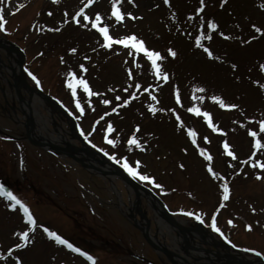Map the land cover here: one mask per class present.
<instances>
[{"label":"rangeland","instance_id":"obj_1","mask_svg":"<svg viewBox=\"0 0 264 264\" xmlns=\"http://www.w3.org/2000/svg\"><path fill=\"white\" fill-rule=\"evenodd\" d=\"M86 4L87 0H0V16L5 21L0 36L14 42L25 54L20 67V57L0 46V182L29 203L36 221L28 225L17 207H8L9 202L0 197V264H16L17 258L22 264H87L48 237L44 228L89 250L97 259L94 264H168L129 221L131 202L137 196L140 208H133V212L146 213L149 227L160 240L165 239L174 252L191 262L206 264L208 260L183 248L184 241L177 239L181 231L178 226L163 216L168 225H158L160 213L154 204L146 196L137 195L118 174L111 177L83 167L66 143L84 148L80 134L54 103L38 96L36 106L43 118L30 105L21 103L19 94L28 98L37 80L47 95L58 99L75 116L93 145L112 157L114 154L116 160L127 157L133 166L140 161L138 171L154 177L163 190L136 179L156 192L178 223L197 224L194 216L180 209L199 213L207 226H211L210 217L216 212L221 231L239 247L256 248L264 258V169L255 165L256 160L264 162V148L252 150L254 140L260 139L258 125L264 118V32L256 33L251 27L256 24L264 28V0H226L223 6L220 0H205L200 13L195 12L200 0H169V4L163 0H122L118 5L121 11L131 12L136 18L125 15L120 22L110 15L111 0H94L85 9L90 18L101 13L114 38L136 34L146 46L159 51L165 57L161 66L169 73L168 81L154 77L142 53L130 56V49L123 45L104 47L90 22H74L71 17ZM207 20H214L218 28L206 30ZM64 32L63 38L60 35ZM197 35L204 37L201 43L213 53L212 57L196 44ZM53 42L54 48L50 45ZM170 47L177 52L175 57L167 55ZM70 48L77 51L72 53ZM11 53L17 56L12 59L15 69H9ZM80 64L86 71L80 72ZM69 68L83 75L94 93L89 97L78 88L77 99L82 106L89 105L83 113L75 107L71 90L65 85ZM129 71L133 73L131 78ZM135 83L142 87L135 88ZM126 88L130 91L125 92ZM176 90L180 104L175 100ZM133 93L135 98L124 106L123 100ZM193 95L205 96L197 106L209 112L216 131L202 115L186 111ZM213 95L238 107L220 108L210 99ZM104 99L110 103L103 104ZM113 107L116 112L111 111ZM30 118L39 120L44 134L48 130L55 133L58 123L67 140L62 138L55 144L74 157L62 151L54 154L47 147L31 143L26 128ZM109 121L112 132L106 131ZM188 128L196 133V145L187 134ZM249 129L256 130L258 136L251 137ZM105 135L116 143L108 144ZM133 135L141 148L127 145ZM225 142L233 157L224 150ZM201 148L212 157L210 162L200 154ZM208 163L219 178L208 172ZM222 182L229 187L228 202L222 200ZM229 219L233 220L231 225ZM246 225H251V230ZM23 230L30 232L32 242L9 253L8 249L20 242L14 233ZM206 246L203 243L204 249Z\"/></svg>","mask_w":264,"mask_h":264},{"label":"snow or ice","instance_id":"obj_2","mask_svg":"<svg viewBox=\"0 0 264 264\" xmlns=\"http://www.w3.org/2000/svg\"><path fill=\"white\" fill-rule=\"evenodd\" d=\"M129 2H133V0H129ZM163 2L165 4H169V0H163ZM94 3V0H87V4L84 7H81L76 13L75 15H73L71 17V19L76 22L77 24L81 23L82 21H88L90 22V26L94 29H97V31L102 35L103 37V46L104 47H112L114 44L115 45H123L125 48L130 49L129 51V55L132 56L135 53H142L144 57L147 58V61L150 62L151 64V71L154 75V77L156 79H159L161 81H168L169 80V73L164 71L161 64L164 61L165 57L161 55V53L159 51L153 50L150 47L146 46L145 41L138 37L136 34H127L118 38H114L109 31V24L103 22L104 21V17L101 15V13L96 12L94 14V18H90V16L88 14H85V9L92 5ZM226 3V0H220V5L223 6ZM122 4V0H111V13L110 15L112 17L115 18V20L117 22L123 21L125 15L132 17L133 19H135L136 17L132 16L131 12H122L121 8L118 6ZM205 6V0H200V7H198L195 12L196 13H200L202 11V9ZM264 6V5H262ZM77 17H81V20H78ZM189 19H191V16H189ZM66 22V21H65ZM5 25V21L3 19L2 16H0V30H5L4 28ZM237 27H239V25H237ZM251 27L255 30L256 33H262L264 32V28H261L260 26H257L256 24H252ZM218 28V25L216 24V22L214 20H207L206 21V30L207 29H213L216 30ZM58 30V29H55ZM219 35L221 36H225V33L220 32ZM225 38H230L225 36ZM255 37H249V40L254 39ZM202 39H204V37L202 35H197L195 37V42L198 46L202 47L204 52L207 53V55L209 57L213 56V53L209 50V48L204 47V45L201 43ZM134 50V51H132ZM70 52L75 53L77 50L75 48H70L69 49ZM167 55L171 56V57H175L177 55V52L175 50H173L171 47L167 49ZM218 58V57H217ZM84 59H88V57H84ZM63 63V60L61 61ZM133 63H135V61H133ZM79 70L80 72H84L86 71L85 65L84 64H80L79 66ZM237 66L235 64L232 65V68H236ZM262 68H264V65L261 66ZM31 75V74H30ZM129 78L132 77L133 73L131 71H129L128 73ZM66 76L67 79L65 80V85L68 89L71 90V95L73 97V100L75 101V107L81 112H84V108L89 106V105H84L82 106L81 102L79 99H77V95H78V88L82 89V92L87 94L89 97H91L92 95H94V93L91 91L90 87H89V83L88 81L83 77V75L79 74L77 71H73L71 68H69L66 72ZM33 79L36 80V77L33 76ZM37 84H39V81L37 80ZM141 84L139 83H135V88L139 89L141 88ZM149 87H151V85H149ZM158 87V86H157ZM262 87H264V85H262ZM175 88V86H174ZM145 92H147V88L143 89ZM130 91L129 88L125 89V92ZM201 92L204 91V89H200ZM134 93L130 96H128L127 99L123 100V105H128L129 101L132 100L134 98ZM117 100L120 99V97L116 98ZM153 100H156V96H152ZM211 100L216 101L219 103V107L220 108H226V109H234L237 108L238 105L232 104V103H225V101L218 95H213L210 97ZM175 100L177 104L181 103V97L179 95L178 90L175 91ZM205 100V96L204 95H193L191 97V101L190 104L191 106L188 107L186 109L187 112L189 113H194L197 116H203V118L207 121H209V126L212 127V129L214 131L217 130L215 124H213L211 122V120L209 119V112L208 111H201V108L197 106V104L200 101ZM103 104H109V100L104 99L102 101ZM149 109H151L153 112L156 111L155 108H153V106L151 104L148 105ZM112 112H116L117 108L113 107L111 109ZM161 111H163V109H161ZM105 116L108 115L107 113L104 114ZM79 118V117H78ZM103 117H101L102 119ZM176 119L179 121L180 117L177 116ZM258 129H259V136L260 139H256L254 141V146L256 147H262L264 148V145H262V141H264V118L260 119L259 121V125H258ZM137 130H138V126H137ZM107 132H112L113 131V127H112V123L111 121L108 122L107 124ZM83 134V133H82ZM187 134L193 138V143L196 142V133L193 131L192 128H188L187 129ZM249 135L251 137H257L258 136V132L256 130H251L249 129ZM105 140L108 144L110 145H114L116 143L115 140L109 139L107 135H105ZM205 140H207V137L204 138ZM127 145L129 147L131 146H135L136 148H141L142 145L140 144V142L136 139L135 135H133L132 137H130L127 141ZM224 150L227 152V155L229 157H233V152L229 150V144L227 142L224 143L223 145ZM101 151H103V149H101ZM106 155L108 153H105ZM200 154L202 156L205 157V160L210 162L212 160V157L210 155H207L205 149L201 148L200 149ZM113 158L115 159V155L113 154ZM117 163H121V166L129 173V175L133 176L134 178H138L141 181H148L151 182L153 184H155V187L163 190V185L158 184L155 182L154 177L144 174L140 171H138L139 165H140V161L137 160L135 161V166H133L132 164L129 163L128 158L127 157H121L120 159H118L116 161ZM255 165L258 166L260 169H264V162H261L260 160H256L255 161ZM181 167H183V165H181ZM207 170L209 173H211L213 176H217L218 174L216 172H214L213 167L210 163H208L206 165ZM219 178V177H218ZM257 178H260L259 174H257ZM220 187L223 189V193H222V200H226L228 199L229 196V187L226 183H221ZM0 195L2 196H6L8 197V199L11 201V203L8 204V207L10 208H16L17 206H19L18 210L21 211L23 213V220L27 221L28 225H34L36 223L33 214L29 211V207L27 206L26 202L22 201V199L18 198L17 195L13 194L12 191L7 190L6 187L2 184H0ZM190 195V194H189ZM180 212H182L183 214H186L188 216H195V219L197 220H201V216L197 213H193V212H184L183 209L179 210ZM253 211H255L253 209ZM210 223H211V227L213 228V230H215L218 233H221V235H223V233L221 232V229L217 226V215L216 212H213V214L210 217ZM227 223L229 225H231L233 223L232 219H229L227 221ZM246 228H248L249 230H251V225H246ZM43 231L45 233H47L48 237L53 238L55 240L56 243L61 244V245H66L67 248L80 253L81 255L85 256L89 261H93L94 264V257H92L91 255L88 254L87 251H82L79 247H74V245L72 243H70L67 239L63 238L61 235H58L55 231H50L48 228H44ZM14 235L18 236V239L20 240L19 243H15L12 245V247H10L8 249V252L11 253L13 251V249H22L25 247L26 244L31 243L32 241L29 239V231L28 230H23V231H19L18 233H14ZM226 238V237H225ZM230 242V241H229ZM16 264H22V261L17 258L16 259Z\"/></svg>","mask_w":264,"mask_h":264},{"label":"bare ground","instance_id":"obj_3","mask_svg":"<svg viewBox=\"0 0 264 264\" xmlns=\"http://www.w3.org/2000/svg\"><path fill=\"white\" fill-rule=\"evenodd\" d=\"M10 60H11V65L9 66V69H15V65L16 62L15 60H12L14 57L16 58V55L14 56V54L11 53ZM32 92V91H30ZM22 97V100L25 101L26 103H24V105H26L27 107L30 105L34 111L36 112V114L38 116H41L42 118L44 116H42V114H40V111L38 110V107L36 106L38 97L37 94L35 92L30 93V97L27 98V96H25L24 94L20 95ZM40 103L42 104V102L40 101ZM29 132L30 135L38 141H41L43 144L47 145L49 148L54 149V147L52 146V143H60L62 141V138L67 140L66 134L62 133L63 131L61 130V126H59L58 123L55 124V133L53 131L48 130L47 134L42 133L41 128L39 126V120L38 119H30L29 120ZM67 145L70 147V149L72 151H74V153L79 156L80 160L83 162V164L85 165V168H91L94 170H98L101 171L103 173H106V175H110L112 177V175H114V173H116L115 168L111 165L108 164L106 162V159L104 157V155L98 154L97 152H94L93 149L89 148H84L80 149L78 147H75L71 142L66 141ZM57 151V150H55ZM124 171V170H123ZM124 174V173H122ZM125 175V174H124ZM136 194H141L143 196H146L148 198V200L154 204L152 205L155 210H157L158 212L160 211V218L157 219V224L160 226L163 225H168V221L162 219L164 216L162 215V210L159 207H156L155 203H154V199L151 198L150 195H148V193L146 191H144L142 188L138 189L137 191H135ZM140 196V195H139ZM139 202H140V198L137 196L135 201L131 202V211H133V208L138 209L139 207ZM157 202V201H156ZM163 216V217H161ZM165 218V217H164ZM146 219V218H145ZM167 222V223H166ZM179 222V221H178ZM180 224V223H178ZM142 226L147 227L146 224H144V222L141 223ZM182 226V223L180 224ZM152 238L154 240H156V238L152 235ZM197 238L199 239V241L197 240ZM177 239L179 240H183L184 241V246L183 248L188 251V252H197L198 254H200L201 256H205L208 258L207 263L206 264H216L217 262H221V264H232V261L235 258H231L230 259V255H228L229 253H225L221 250H219V254L216 253V256L219 257V260L214 258L213 255L209 252H207L209 254V256L205 255V252L202 249V243H208L211 244L214 239V237H211L209 234H207L206 231L204 230H200V229H194V228H185L183 231H179V234L177 235ZM159 245L164 246V243H160L157 242ZM182 244V243H181ZM215 244V243H214ZM180 245V244H178ZM244 256V255H243ZM245 257V256H244ZM170 258L171 260L174 261V263L176 264H184L181 260L182 257L173 252H170ZM185 261L187 262V259L184 258ZM217 260V261H216ZM256 261V260H255ZM190 264H203V263H190ZM257 264H261L260 262H258Z\"/></svg>","mask_w":264,"mask_h":264},{"label":"water","instance_id":"obj_4","mask_svg":"<svg viewBox=\"0 0 264 264\" xmlns=\"http://www.w3.org/2000/svg\"><path fill=\"white\" fill-rule=\"evenodd\" d=\"M5 46H7V45H5ZM7 47H9V46H7ZM14 50H16L17 52H20V51H18V49H16V48H13ZM120 175L128 182V183H130L132 186H136V185H138L136 182H134V181H132L131 179H129L128 177H126L124 174H122V173H120ZM156 197V196H155ZM156 199L157 200H159L157 197H156Z\"/></svg>","mask_w":264,"mask_h":264}]
</instances>
